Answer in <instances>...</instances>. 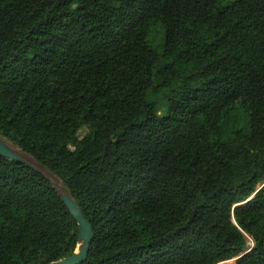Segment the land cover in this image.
<instances>
[{"label":"trees","instance_id":"1","mask_svg":"<svg viewBox=\"0 0 264 264\" xmlns=\"http://www.w3.org/2000/svg\"><path fill=\"white\" fill-rule=\"evenodd\" d=\"M0 138L83 264H264V0H0ZM77 240L0 157V264Z\"/></svg>","mask_w":264,"mask_h":264},{"label":"water","instance_id":"2","mask_svg":"<svg viewBox=\"0 0 264 264\" xmlns=\"http://www.w3.org/2000/svg\"><path fill=\"white\" fill-rule=\"evenodd\" d=\"M0 157L22 163L31 170L35 171L23 160H21L17 155H15L13 151L1 138H0ZM51 185L54 188L53 184ZM60 198L77 224L78 246L75 252L70 257L50 264H83L87 259L88 249L92 242V232L90 225L86 222L81 211L78 208V205L70 198V196L62 195L60 196Z\"/></svg>","mask_w":264,"mask_h":264},{"label":"rangeland","instance_id":"3","mask_svg":"<svg viewBox=\"0 0 264 264\" xmlns=\"http://www.w3.org/2000/svg\"><path fill=\"white\" fill-rule=\"evenodd\" d=\"M227 1H232V0H227ZM161 40H162V30L160 27H156L153 32L151 33L148 41H149V44L152 46V47H157L160 43H161ZM87 133V131L85 129H82L80 132H79V136L80 137H83L85 134ZM5 142V141H4ZM6 143V142H5ZM7 144V143H6ZM14 150L17 152L18 154V157L23 160L26 164H28L31 168H33L35 171L41 173L47 180H49V182L51 184H53L54 186V189L55 191L57 192V194L59 196H62V195H68L65 188L63 187V185L61 184V182L56 178L54 177L52 174H50L49 172L45 171L42 167H40L31 157L23 154L18 148L16 147H13ZM252 242L251 240L247 239V247L246 249H249L251 248L252 246ZM225 264H232V261L231 262H228V263H225Z\"/></svg>","mask_w":264,"mask_h":264},{"label":"bare ground","instance_id":"4","mask_svg":"<svg viewBox=\"0 0 264 264\" xmlns=\"http://www.w3.org/2000/svg\"><path fill=\"white\" fill-rule=\"evenodd\" d=\"M7 145H8V147L13 151V153H14L15 155L18 156V154H17V152L14 150L13 146L10 145L9 143H7Z\"/></svg>","mask_w":264,"mask_h":264}]
</instances>
